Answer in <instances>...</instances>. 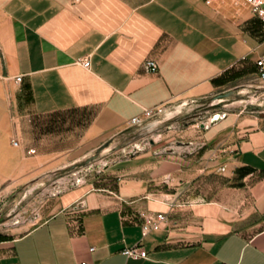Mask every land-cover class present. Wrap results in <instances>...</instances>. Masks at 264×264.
Segmentation results:
<instances>
[{
    "label": "crops",
    "instance_id": "0c3cea01",
    "mask_svg": "<svg viewBox=\"0 0 264 264\" xmlns=\"http://www.w3.org/2000/svg\"><path fill=\"white\" fill-rule=\"evenodd\" d=\"M263 53L246 0H0V184L88 159L145 109L174 116L22 235L0 233V264H264V106L232 104L206 126L179 115L254 80ZM136 244L146 258L123 254Z\"/></svg>",
    "mask_w": 264,
    "mask_h": 264
},
{
    "label": "rangeland",
    "instance_id": "374dc122",
    "mask_svg": "<svg viewBox=\"0 0 264 264\" xmlns=\"http://www.w3.org/2000/svg\"><path fill=\"white\" fill-rule=\"evenodd\" d=\"M235 86L202 101L189 103L187 108L183 110V119L198 118L201 122L206 121L212 114L218 111L223 112L225 107L232 104L247 105L249 109H256L260 105L264 106V93L258 91L256 81L246 80ZM231 90L235 91V95L226 98L224 94ZM164 128L165 126L161 129ZM130 132L131 134L127 138H116L108 154L103 156L100 154L97 159L89 163H86L87 159H83L65 165L46 176L34 177L27 181L12 182V180H6L5 183L0 184V218H3L0 223V233L10 236L22 235L41 221L42 218L39 214H43L42 210L46 204L70 187L71 181L75 177L73 174L82 170L86 172L89 169L88 172H90L97 168H104L107 166L105 165L106 162L111 164V161L116 160L118 156L122 157L124 154L122 150L125 148L137 141L140 142L142 138L152 136L156 138L158 133L157 130L145 135H141L136 130ZM96 151L97 149L92 151L89 157Z\"/></svg>",
    "mask_w": 264,
    "mask_h": 264
},
{
    "label": "built area",
    "instance_id": "2783aa9c",
    "mask_svg": "<svg viewBox=\"0 0 264 264\" xmlns=\"http://www.w3.org/2000/svg\"><path fill=\"white\" fill-rule=\"evenodd\" d=\"M246 1L250 4L253 13L257 15L264 22V0H246ZM78 62L82 64L85 68H90L91 66V61L89 57L79 59ZM255 63L257 66V74L254 81H256V83L258 84L257 86L258 91H263L264 93V53L256 59ZM143 66L147 71H152V72H156L159 68L157 61L153 59L146 60L143 63ZM15 80L17 82H20L22 80V76H17ZM223 115L224 113L222 111H218L215 113L214 118L215 119L220 118ZM171 117H173V113L166 114L164 107L145 109L142 113L132 117L129 120L128 131H133V130L138 131L140 129H144L145 132L142 135H145L146 133L157 130L158 133L156 134V137L158 138L161 136L160 129L164 127V126L158 127V125L161 122L170 119ZM212 120L213 118L212 119L208 118L206 121H202V123L204 126H206L207 122L209 121L211 122ZM151 141H155V138L153 136L142 138L140 142L137 141L133 143L130 147L122 150V152L124 153L122 157L118 156L116 160L111 162H117L124 158H130L136 154L141 153L149 146ZM13 144L18 145L19 141L13 140ZM27 152L28 154H34L36 152V149L30 148L27 150ZM105 165L108 166L109 165L108 162H106ZM221 169L222 171H224L225 167H222ZM88 170H86V172H84L83 170L78 171L77 173L73 174L75 177L71 181L70 187H74L80 184L82 181H84L88 173ZM165 221H166V215L164 213L145 215V221L142 225L143 235H147L152 230L160 229L165 223ZM91 249L93 250L94 248ZM123 254L133 259H141V258H146L148 256L147 251L139 244L125 248L123 250ZM82 264H86V263H82Z\"/></svg>",
    "mask_w": 264,
    "mask_h": 264
},
{
    "label": "water",
    "instance_id": "95a60500",
    "mask_svg": "<svg viewBox=\"0 0 264 264\" xmlns=\"http://www.w3.org/2000/svg\"><path fill=\"white\" fill-rule=\"evenodd\" d=\"M234 95H235V91H234V90L228 91L227 93L224 94V96H225L226 98H230V97H232V96H234ZM179 115H182V113H179ZM179 115H178V116H179ZM173 117H174V116H173ZM173 117H171V118L168 119V120H165V121L161 122V123L158 125V127L165 126V125L169 122V120H171ZM137 132H139V133L142 135V134L145 132V130H144V129H140V130H138ZM113 143H114V139H111V140L107 141L106 143H104L102 146H100V147L97 149V151H96L95 153L92 154L91 157H89V158L87 159L86 163H89V162H91V161L97 159V158L100 156V154H101L102 156L108 154V153L111 151V145H112ZM2 221H3V218L1 217V218H0V223H1Z\"/></svg>",
    "mask_w": 264,
    "mask_h": 264
}]
</instances>
